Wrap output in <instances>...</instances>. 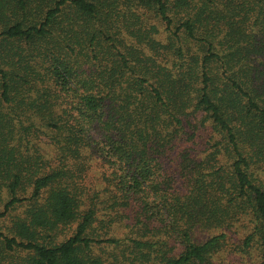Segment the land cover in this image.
<instances>
[{
    "label": "trees",
    "instance_id": "1",
    "mask_svg": "<svg viewBox=\"0 0 264 264\" xmlns=\"http://www.w3.org/2000/svg\"><path fill=\"white\" fill-rule=\"evenodd\" d=\"M3 218L0 264H264V0H0Z\"/></svg>",
    "mask_w": 264,
    "mask_h": 264
},
{
    "label": "rangeland",
    "instance_id": "2",
    "mask_svg": "<svg viewBox=\"0 0 264 264\" xmlns=\"http://www.w3.org/2000/svg\"><path fill=\"white\" fill-rule=\"evenodd\" d=\"M200 132V136L202 137L201 139H203L204 138V140L206 139V138H208V136H209V132H208V129H206V130H200L199 131ZM203 141V140H202ZM4 220H6V218H3V220H0V223H2V222H4ZM253 255V254H252ZM243 256V261H245V262H247V261H251V259L249 258V256H245V255H242ZM234 258H236L235 257V255L232 253H228L226 256H224L223 257V263H225V264H228V263H230L231 261H232V259H234ZM241 258V257H240Z\"/></svg>",
    "mask_w": 264,
    "mask_h": 264
}]
</instances>
